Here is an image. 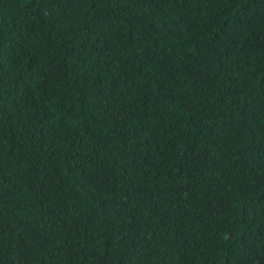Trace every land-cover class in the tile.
<instances>
[{"label":"trees","instance_id":"16d2710c","mask_svg":"<svg viewBox=\"0 0 264 264\" xmlns=\"http://www.w3.org/2000/svg\"><path fill=\"white\" fill-rule=\"evenodd\" d=\"M0 264H264V0H0Z\"/></svg>","mask_w":264,"mask_h":264}]
</instances>
